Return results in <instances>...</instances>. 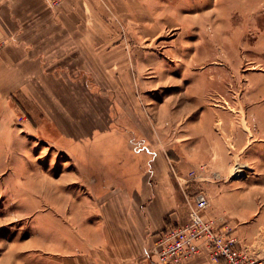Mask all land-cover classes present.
I'll use <instances>...</instances> for the list:
<instances>
[{
	"label": "crops",
	"instance_id": "1",
	"mask_svg": "<svg viewBox=\"0 0 264 264\" xmlns=\"http://www.w3.org/2000/svg\"><path fill=\"white\" fill-rule=\"evenodd\" d=\"M244 2L249 0H236ZM216 3L217 0H61L56 7H48L43 0H2L0 99L18 94L19 99L32 101L26 109L28 114H42L47 108L48 118L41 119L33 129L39 134L45 130L48 135H42L49 136L58 147L64 145L56 142L55 135L73 138L72 132L78 131L73 122L80 119L81 132L95 128L114 132L126 138L129 148L133 142L131 133L136 135L140 130L132 119L137 113L125 99L133 98L135 91L151 99L148 95L156 93L154 89L184 83L182 77L195 71L192 63L199 61L200 17H213ZM202 6L208 9L204 14L199 10ZM169 30L175 33L173 37L164 35ZM168 37L171 39L163 43ZM176 52L177 58H167ZM186 52L188 56L182 58ZM149 81L161 84L152 86ZM187 84L183 92L167 93L157 105L149 102L151 113L160 115L156 116L160 132L171 127L169 123L165 125L166 119L188 130L176 136V145L186 134L194 142H202L212 129L200 120L187 125L176 123L181 114H186L185 109L193 113L204 97L192 93L194 81L189 79ZM103 96L113 100L111 104L108 101L107 108L93 102ZM179 97L191 102L183 107L174 101ZM104 113L113 115L107 123L100 116ZM0 128L7 130L4 124ZM162 136L160 133L161 146ZM117 143L98 140L96 149L117 147ZM146 143L154 150L153 141L147 136L143 146ZM261 143L259 147H264ZM173 144L163 155L161 151L158 156L151 151L157 170H141L142 173L119 170L114 158L83 159L85 156L75 157L67 150L71 168L64 165L56 175L42 172L33 178L38 190L33 189V194L42 199L48 196L44 201L49 209L65 211V218L43 222L34 232L32 244L16 252L4 251L5 262L25 258L23 253L29 252L33 264H156L155 235L167 225L187 219L185 186L175 183L167 165L176 162L199 163L186 169H199L204 164L202 177L196 182L211 196L207 214L217 226L229 229L240 246L264 262V156L255 160L246 157L244 161L254 164L253 171L237 172L239 179L229 177L213 189L212 179L221 176L215 170L221 162L214 154L218 145L205 148L209 158L203 162L196 157L200 155L198 146L193 145L190 159L183 157ZM163 164L166 168L160 170ZM178 264L214 263L202 250Z\"/></svg>",
	"mask_w": 264,
	"mask_h": 264
},
{
	"label": "rangeland",
	"instance_id": "2",
	"mask_svg": "<svg viewBox=\"0 0 264 264\" xmlns=\"http://www.w3.org/2000/svg\"><path fill=\"white\" fill-rule=\"evenodd\" d=\"M214 5V9L212 8L214 10L213 17L206 18L203 15L200 17V26L197 28L199 30L197 37L200 41V47L197 50L199 61L192 63L191 69L195 71H189L182 77L184 83L154 89L153 91L156 93L151 94L152 96L148 95L151 99H146L147 95H142L139 91L134 92L133 98L125 99L130 104L128 106L137 113V116L132 119L140 130L136 135L131 133L132 147L130 145L128 148L126 138H120L114 132L106 133L96 128L86 133L81 132L80 119L75 120L76 123L73 122L74 126L78 127V131L72 132L71 137L73 136V138L55 135L56 142L65 146L58 147L50 141L45 130L41 131L42 134H47L43 136L33 129L38 126L37 123L41 122V119L46 121L48 118L47 108L43 109L42 114H39V111L35 113L31 111L28 114L26 109L28 110L32 106V101L19 99L18 94L11 98L0 99V125L4 124L7 128V130L0 128V264H18L17 261H23V264H33L34 260L28 258L29 252L23 253L25 258H15L6 263L4 251L21 250L24 245L32 244L35 237L34 232L40 228L43 222L57 217L65 218V211L57 212L49 209L48 204L44 201V198L46 200L48 196H44L42 199L33 194V189L38 192L33 178L38 177L42 172L44 174L51 172L56 175L64 165L71 168L72 159L67 150L72 152L75 157L85 156L83 159L88 156L105 158V160L114 158V165L118 166L119 170L142 173L141 170L152 169L155 172L157 166L154 160L156 159L151 151L157 156L160 151L162 155L165 154L173 141L176 142V136L188 133V130H183L170 119H166L165 125L169 123L171 127L160 132V124L156 121V116L160 115L151 113L152 108L149 102H152V106L157 105L162 98L168 95L167 93L183 92L189 79L190 82L194 81L195 83L192 93H201V96L203 94L204 97L201 98L200 106H196L193 113L190 112L191 110L185 109L186 114H181L176 123L178 121L180 125L182 122L187 125L200 120L201 124L205 123L208 127L211 125V134L204 137L205 139L202 137V142H194V139L186 134L185 139L179 145L173 144V146L176 150L179 149L183 157L186 156L190 159H193V145L196 148L198 146L197 154L200 155L196 157L202 158L204 162L209 158V155L205 153V148L210 144L218 145L214 154L219 156L221 162L215 170L221 176L212 179L213 189L221 186V182L228 181L229 177L239 179L240 174L237 175L239 172L237 168H241V173L253 171L254 164L244 161L247 159L246 157L249 160H255L264 156V147H259V144L264 142V0H249L244 4L236 3V0H217ZM206 9L203 6L199 8L201 14L206 13ZM169 31L164 35L175 34L173 31ZM170 39L171 37L163 39V43H167V40ZM174 48L176 49V47ZM177 55L178 53L176 55L168 54L167 58L172 57L173 60L178 57ZM187 56L188 52L182 58ZM176 70L175 68L172 72L175 74ZM157 77L159 78V74ZM149 84L154 86L161 83L149 81ZM179 98L178 101H174L183 107H185V103L191 102L189 99ZM97 99L93 102L100 105L103 103V107L106 108L108 101L110 104L113 101L104 96L103 99L98 97ZM42 102L44 103L45 100ZM104 104L106 105L104 106ZM100 116L103 117L105 123L113 117L107 113ZM82 118L85 121V117ZM115 119L112 120L113 124H115ZM121 122L123 123V121ZM160 133L163 135L161 139H164L162 146L160 145ZM144 136L153 141L154 150H151L150 143L143 146ZM98 140L110 141L115 144L119 142V145L96 149ZM245 145L248 146L246 149H244ZM80 148H85V150ZM241 148L244 149V152ZM97 150L102 152L98 153ZM109 151L111 152L108 154ZM145 155L147 156L146 160ZM51 161L54 163H50ZM164 164L162 168L159 167L160 170H165ZM198 164L196 162L167 163L175 183L181 187L185 186L187 208L193 195L198 191L207 195L209 205L211 202L209 199L211 196L196 182L202 177L200 171L203 170L204 164L199 165V169H186ZM106 165L108 166V164ZM228 166L230 168L225 169ZM183 167L186 170L180 169ZM224 175H228V177L223 178ZM187 198L190 200L189 202ZM41 202L42 204H40ZM186 217H188L187 214ZM238 246H240L239 243ZM76 253L78 255L79 251ZM258 260L262 261L259 258Z\"/></svg>",
	"mask_w": 264,
	"mask_h": 264
},
{
	"label": "built area",
	"instance_id": "3",
	"mask_svg": "<svg viewBox=\"0 0 264 264\" xmlns=\"http://www.w3.org/2000/svg\"><path fill=\"white\" fill-rule=\"evenodd\" d=\"M43 2L56 7L61 0ZM208 205L207 195L196 192L188 203L187 220L168 225L155 235L156 264H178L202 250L214 264H264L248 249L238 246L237 237L229 229L217 226L214 218L207 214Z\"/></svg>",
	"mask_w": 264,
	"mask_h": 264
},
{
	"label": "bare ground",
	"instance_id": "4",
	"mask_svg": "<svg viewBox=\"0 0 264 264\" xmlns=\"http://www.w3.org/2000/svg\"><path fill=\"white\" fill-rule=\"evenodd\" d=\"M71 134V133H70ZM237 171L241 172V168H237Z\"/></svg>",
	"mask_w": 264,
	"mask_h": 264
}]
</instances>
